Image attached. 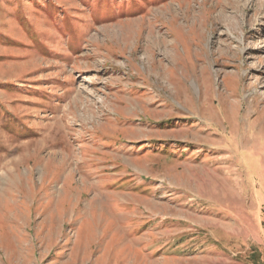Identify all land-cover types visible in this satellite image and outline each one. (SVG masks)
Returning <instances> with one entry per match:
<instances>
[{
    "label": "rangeland",
    "instance_id": "rangeland-1",
    "mask_svg": "<svg viewBox=\"0 0 264 264\" xmlns=\"http://www.w3.org/2000/svg\"><path fill=\"white\" fill-rule=\"evenodd\" d=\"M0 264H264V0H0Z\"/></svg>",
    "mask_w": 264,
    "mask_h": 264
}]
</instances>
